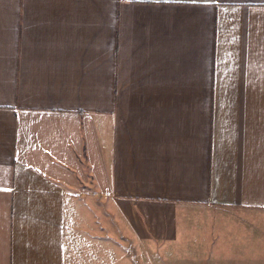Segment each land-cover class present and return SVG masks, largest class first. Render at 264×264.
Returning a JSON list of instances; mask_svg holds the SVG:
<instances>
[{"label": "crops", "instance_id": "obj_1", "mask_svg": "<svg viewBox=\"0 0 264 264\" xmlns=\"http://www.w3.org/2000/svg\"><path fill=\"white\" fill-rule=\"evenodd\" d=\"M124 235L264 264V0H0V264Z\"/></svg>", "mask_w": 264, "mask_h": 264}, {"label": "rangeland", "instance_id": "obj_2", "mask_svg": "<svg viewBox=\"0 0 264 264\" xmlns=\"http://www.w3.org/2000/svg\"><path fill=\"white\" fill-rule=\"evenodd\" d=\"M108 240L116 243H108V256L114 257L122 255L123 264H146L148 258H157V260L162 258L159 250L160 247L154 246V248H147L141 239H139L138 246H136L134 240L128 239L126 235L122 239H117V241L112 238H108ZM114 246H117V248Z\"/></svg>", "mask_w": 264, "mask_h": 264}]
</instances>
